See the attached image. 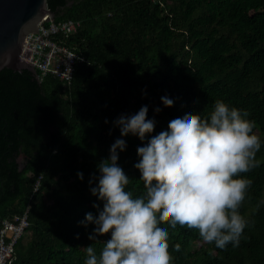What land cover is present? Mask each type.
Returning <instances> with one entry per match:
<instances>
[{"label":"trees","instance_id":"16d2710c","mask_svg":"<svg viewBox=\"0 0 264 264\" xmlns=\"http://www.w3.org/2000/svg\"><path fill=\"white\" fill-rule=\"evenodd\" d=\"M48 7L57 22L82 23L57 37L79 58L71 82L39 69L0 71V229L26 213L30 222L8 264H85V246L100 250L103 242L89 239L95 225L80 221L103 207L89 180L121 135L113 122L122 113L147 104L158 131L175 111L207 114L224 99L247 110L264 139V0H48ZM168 91L175 98L165 105ZM126 140L119 163L141 195L134 165L144 141ZM256 159L241 173L253 183L240 207L249 224L239 245L220 248L198 229L169 226L174 264H264V145Z\"/></svg>","mask_w":264,"mask_h":264},{"label":"clouds","instance_id":"9594fccd","mask_svg":"<svg viewBox=\"0 0 264 264\" xmlns=\"http://www.w3.org/2000/svg\"><path fill=\"white\" fill-rule=\"evenodd\" d=\"M174 98L168 91L161 101L166 105ZM161 110L156 106L155 112ZM167 120L157 131L147 104L114 120L121 135L110 145L109 156L98 162L99 174L92 173L89 180L103 207L95 204L98 214L89 211L80 221L85 227L95 225L89 239L103 244L99 251L93 243L85 246V264H174L169 226L177 224L198 229L203 240L217 247L239 245L249 224L240 207L253 183L241 173L260 163L256 155L264 145L254 131L255 121L224 99H216L207 114L186 107ZM129 135L144 141L137 146L134 165L141 173V195L128 188L132 178L119 163ZM77 174L84 179L83 171Z\"/></svg>","mask_w":264,"mask_h":264},{"label":"built area","instance_id":"2783aa9c","mask_svg":"<svg viewBox=\"0 0 264 264\" xmlns=\"http://www.w3.org/2000/svg\"><path fill=\"white\" fill-rule=\"evenodd\" d=\"M80 21H55L49 16L38 25L37 32H31L23 43L21 59L29 62L44 74L52 73L58 78L71 82L75 72L77 54L59 42L61 33H75L81 27ZM30 226L28 213L18 223L4 220L0 229V264H8L18 241Z\"/></svg>","mask_w":264,"mask_h":264},{"label":"water","instance_id":"95a60500","mask_svg":"<svg viewBox=\"0 0 264 264\" xmlns=\"http://www.w3.org/2000/svg\"><path fill=\"white\" fill-rule=\"evenodd\" d=\"M49 16L55 18L48 0H0V71L5 68L34 71L35 68L20 57L23 43Z\"/></svg>","mask_w":264,"mask_h":264}]
</instances>
